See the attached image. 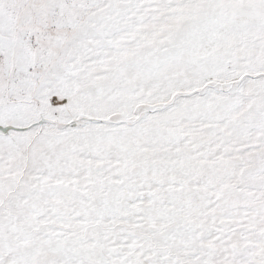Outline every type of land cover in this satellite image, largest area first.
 <instances>
[{
    "label": "snow or ice",
    "instance_id": "1",
    "mask_svg": "<svg viewBox=\"0 0 264 264\" xmlns=\"http://www.w3.org/2000/svg\"><path fill=\"white\" fill-rule=\"evenodd\" d=\"M0 264H264V0H0Z\"/></svg>",
    "mask_w": 264,
    "mask_h": 264
}]
</instances>
